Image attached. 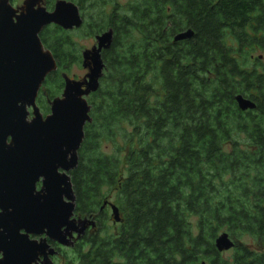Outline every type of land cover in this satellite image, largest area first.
<instances>
[{"label": "trees", "instance_id": "trees-1", "mask_svg": "<svg viewBox=\"0 0 264 264\" xmlns=\"http://www.w3.org/2000/svg\"><path fill=\"white\" fill-rule=\"evenodd\" d=\"M79 7L90 15L77 30L111 28L113 39L69 172L76 210L96 212L115 189L123 215L114 233L99 222L80 263L264 264V62L254 55L264 51V0ZM187 29L190 38L173 40ZM39 37L57 64L38 93L43 103L61 94L62 74L79 56L59 26ZM237 94L255 107L240 110ZM104 141L111 153L101 150ZM223 232L234 243L228 257L214 244Z\"/></svg>", "mask_w": 264, "mask_h": 264}, {"label": "water", "instance_id": "water-1", "mask_svg": "<svg viewBox=\"0 0 264 264\" xmlns=\"http://www.w3.org/2000/svg\"><path fill=\"white\" fill-rule=\"evenodd\" d=\"M49 24L64 30L78 28L82 24L78 7L59 0L47 11L38 0H26L18 8L0 0V264H32L48 246L44 240L38 244L29 240L30 233H44L60 244H70L68 223L75 198L68 172L78 164L84 126L91 120L87 96L100 85L101 50L108 49L113 39L112 30L95 36V46L81 53L87 72L78 80L62 74V92L49 100V112L43 115L36 98L46 77L57 69L39 37ZM192 34L187 29L173 40ZM235 101L242 111L255 107L241 94ZM110 207L113 220L119 222L117 206L110 203ZM214 244L219 252L234 245L225 232Z\"/></svg>", "mask_w": 264, "mask_h": 264}, {"label": "flooded vegetation", "instance_id": "flooded-vegetation-1", "mask_svg": "<svg viewBox=\"0 0 264 264\" xmlns=\"http://www.w3.org/2000/svg\"><path fill=\"white\" fill-rule=\"evenodd\" d=\"M7 1L13 7L18 8L26 0H7ZM57 1H59V0H38V5L44 7L47 11H52L55 3ZM64 1L74 3L79 9L80 16L82 18V24L78 28L71 29V30H77L81 26H83V24H84V13H83V10L80 9V7H79V0H64ZM35 7H37V5ZM49 25H54V24H49ZM107 30H111V28H108ZM107 30H105V31H107ZM66 31H70V30H66ZM102 32H104V31H101L100 33H102ZM100 33H98V34H100ZM96 35L97 34L90 35V36H93V38L95 39ZM95 44H96V42L91 46V48L93 46H95ZM83 50H86V49H83ZM104 50H106V49L101 50V57H102V52ZM82 51H81V53H82ZM81 53H80V58H81ZM81 65H82V58H81ZM37 103H38V101L36 98V104ZM37 106L39 107L38 104H37ZM39 109H40V107H39ZM29 111H31L30 108H29ZM42 114L46 115V113H42ZM28 118L29 119L31 118V114L28 115ZM40 185H41V183L37 182L36 188L39 189ZM74 198H75L74 199V202H75L74 206L75 207H74V210L72 212V215H70V217H69V223H68L70 225L68 227L69 235H67V238H68V242H70V244H68V245L60 244V243L56 242L55 240L47 237L44 233H37V234L30 233V234H28L29 240L35 242V244L41 243V242H43L42 240H44V242L48 246V247L44 248L42 250V252L41 251L38 252L36 257L32 261V264H78V263L81 264L80 259H79L80 253H82V251H85L83 248L84 245H88L87 248H89V244H88L87 240L89 239L90 236L98 233L99 227L97 225H99V222L101 221V225H102V224H104L105 221H111L113 226L115 227V230L112 231L113 233L116 232L118 225H120L122 223L123 215H122L119 207L114 203L113 200H111L109 198L105 199V200H107V203L105 205L103 204V201H102L98 205L97 211L94 213L79 215L77 213V210H76L77 204H76L75 193H74ZM110 203L116 205L118 208V212H119V215L121 217V220L119 222H115L112 218ZM83 219H87V221L82 222ZM90 220L92 221L91 223H90ZM65 229H66V226L64 225L62 227V231L64 232ZM49 249H52L53 252L49 253ZM66 260H67V262H66Z\"/></svg>", "mask_w": 264, "mask_h": 264}, {"label": "rangeland", "instance_id": "rangeland-1", "mask_svg": "<svg viewBox=\"0 0 264 264\" xmlns=\"http://www.w3.org/2000/svg\"><path fill=\"white\" fill-rule=\"evenodd\" d=\"M119 4H123L126 3L127 0H116ZM87 5L89 6V4L87 3ZM86 5V6H87ZM110 5H107L106 6V9H108ZM83 10V13H84V19L85 20H88V16L90 15V11L88 13V10L87 9H82ZM70 37H71V40L73 41V46H72V49L73 51L79 56V60L78 62H72L70 67L68 68V71L65 73L67 74L70 78H73V79H81L85 73L87 72V69L82 67L81 65V58H80V53L83 49H90L91 46L96 42L95 39L93 38V36H90V35H86V33L84 34L85 30L84 29H81V30H70ZM254 55H260L261 56V59L262 61L264 62V51L262 50H257ZM45 99V98H44ZM49 100V99H48ZM48 100H44V104L40 101L38 102L37 104L39 105L40 107V112L41 113H46L49 112V109L45 111V105L49 108V104H48ZM43 104V105H42ZM123 139L121 137H117V140L115 142V144L117 145H120L122 144L123 145ZM101 150L105 153H111L113 150H114V146H113V143H109L107 141H104L101 143ZM104 191H108L107 189H104ZM116 190H111L110 193H111V196L108 197L109 199L111 200H115L114 198V194H115ZM102 227L104 228L103 231L107 232V233H110L112 232L113 230H115V227L113 226L112 222L111 221H105L104 224H102ZM245 240L248 241V242H252V239L249 238V237H245ZM88 247V245H84V250H86ZM232 250H227L224 252L223 256L224 257H228L229 254L231 253ZM67 262V260H66ZM79 264V263H78Z\"/></svg>", "mask_w": 264, "mask_h": 264}]
</instances>
